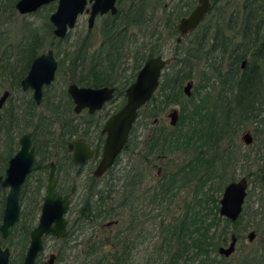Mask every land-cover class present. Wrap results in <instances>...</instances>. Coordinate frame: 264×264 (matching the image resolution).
<instances>
[{
    "label": "trees",
    "instance_id": "1",
    "mask_svg": "<svg viewBox=\"0 0 264 264\" xmlns=\"http://www.w3.org/2000/svg\"><path fill=\"white\" fill-rule=\"evenodd\" d=\"M15 1L0 0V16L7 10L14 13ZM234 1H220L222 5L217 10L220 13L226 10V15L221 14V25L229 23L239 26L240 34L244 39L247 38V43L256 46L257 42L263 41L264 44V0H237L236 4ZM166 2L167 0H118L119 12L106 16L100 23L98 42L93 50L90 43L95 41L93 38L95 33L85 30L83 33H76L71 39L70 33L63 38H57L52 34L47 19L41 24L24 22L20 36L14 41L20 43L43 42L46 39L67 41L65 46L68 49L63 52V56L76 68L78 75L74 77L77 78L75 80L94 85L120 82L123 87L133 79L135 71L145 59L159 52L161 47L158 43L164 34L159 32L158 43H153L150 28L155 15L162 14L166 18L164 11ZM228 10L231 11L230 22L227 20ZM209 29L210 27H205L204 34ZM213 29L215 28L211 29L213 35L210 34L212 37ZM133 31H137V41L141 36L137 44L133 43L132 35L135 36ZM223 38L222 56L227 49L233 50L239 45L234 39L230 41L225 39L226 37ZM7 39L8 32L0 25V41ZM199 44L201 42L198 40L191 47H183L184 50L180 51L177 63L175 62L178 66L173 67L174 73L168 70L163 72L156 108L150 111V104L155 107L151 99L141 109L146 110L147 117H154L170 102L181 101L178 124L173 128L156 129L145 143L148 148L144 151L143 159L152 152L161 154L182 150L185 153L177 165L170 167L167 162L169 167L167 166L163 174L156 177V181L146 188V200L149 202L155 200L159 205L166 201L167 209L174 201V197H177L174 202L177 211L165 225L161 242L158 244V262L264 264V91L260 85L264 78H261L260 70L253 67L244 71L248 73L246 77L241 76L243 73H240L239 60L234 62L228 59L223 70L217 69L215 61H212L209 68L212 69L215 81L218 78L219 82L214 84L217 88L214 94H211L210 90H205L199 91L198 94L193 92L188 97L183 96L181 84L184 79L192 76L191 65L214 55V43H210V46ZM230 46L232 47L229 48ZM16 47L13 57L18 59L13 65H10L9 61L0 60V72L5 73L9 69L15 84L18 83L19 76L24 72L29 59L41 48L39 45L23 44ZM260 51L262 52L259 56L264 57V46ZM131 53L134 64L130 67L133 71L119 79L117 72L123 67L121 62L126 61ZM6 54H1V57L6 58ZM128 66V64L124 66L125 69ZM206 74L204 70L199 74L202 80L201 88L206 87L209 80ZM127 76L130 78L125 79ZM52 114L58 118L54 120L50 117L51 125L53 122L58 123L59 115H62L57 111ZM17 117L15 116L14 120L15 127L18 125ZM248 124L253 126L254 140L243 147L238 134ZM48 135V138H51L49 141H52L56 134L50 132ZM146 166L151 170L150 163ZM239 166L246 170L245 174L251 185L248 187L242 212L236 220H230L219 213V192L222 193L224 185L229 180L236 178L235 171ZM142 175L144 179L146 175L144 173ZM114 183L113 181L107 183L109 192L100 193L99 199L94 200L118 202V197H111ZM42 184L43 180L39 174L30 191L26 185L23 187L20 193L21 201H25L22 216L27 212V200L28 204H31V215L35 214L42 197L40 191ZM188 186L191 189L189 198L185 194H180V191H185ZM87 200L91 201L90 198ZM247 227L255 230V239L238 247V241L243 237L241 231ZM232 232L237 234L238 241L235 252L227 257L218 252V247L227 242ZM116 238L118 241V236ZM130 242L134 243V240ZM109 257L89 256L86 264H128V256H123L119 252L111 256L112 260Z\"/></svg>",
    "mask_w": 264,
    "mask_h": 264
},
{
    "label": "flooded vegetation",
    "instance_id": "2",
    "mask_svg": "<svg viewBox=\"0 0 264 264\" xmlns=\"http://www.w3.org/2000/svg\"><path fill=\"white\" fill-rule=\"evenodd\" d=\"M17 1L18 0L14 2V13H11L10 11L8 12L7 10L0 16V25L4 30L9 32L8 28L4 26V23L11 19L15 12L26 16L45 10L42 22L35 23V21L26 17L23 18L24 22L41 24L47 19L51 25L52 34L57 38H63L54 34V24L49 18L50 14L56 10L58 0H50L29 12H20L16 7ZM198 1L199 0H167L164 8V11H166V18H164L162 14H159L155 15L152 19L150 28L153 33L151 38L152 42L158 43L159 32L164 34L163 39L158 43L161 48L159 52L154 55L161 54L164 57L170 58V62L162 69L160 83L157 89L147 101L149 102L152 99L155 107L157 106L159 95V93L156 94V92L158 89V92H160L159 86L161 84L163 72L168 70L169 72L172 71V73H174L175 71H173V67L178 66L176 61L178 60L180 51L184 50L183 47H191L192 44L196 43L198 40L201 42L199 45L203 46H210V43H214V55H210L211 57L207 58V60L203 58L200 62H194V64L191 65L192 74L194 66L198 63L204 62V65H209L210 62L215 61L214 64L217 69L223 70L225 69L228 59H231L234 62L239 60L240 73H243L241 76L246 77L248 73L244 71L251 70L253 67V69L260 70L261 78H264V57L259 56L262 52L260 51V48L264 46L263 41L257 42L256 46H254V44L247 43V38L244 39L243 36H241L239 26H234L229 23L221 25V14L226 15V10L223 11L224 13H220V11L217 10L222 5L220 2L221 0H210L208 11L195 27L187 29L183 33L179 30L178 24L180 20L189 15ZM223 1L224 0H222V2ZM236 1L237 0L233 3L236 4ZM92 2L93 0H87L83 11L78 14L74 25L75 27L81 16L85 15L87 17L86 30L95 33L93 35L95 41L90 43L91 50L97 45V35L99 34L98 27L100 23L106 18V16L115 15L119 12L118 0H115L116 10L112 11L111 9H108L103 13H96L93 24L89 27V16ZM230 12L231 11L227 14V20H229V22L232 20V17L229 16ZM213 22L215 25H213ZM207 26L210 27V29L204 34V29ZM212 27L215 28L213 29V37V34L211 33ZM73 28H68L67 33H70ZM136 32L137 31H133L135 36L132 35L134 38V44H137V42L139 43L141 39V36H139L138 41L136 40L138 38ZM210 34L212 35L210 36ZM223 37H226L225 39H229L230 41H233L234 39L239 45L233 50L227 49L225 55L222 56L221 45L222 39H224ZM63 42L65 41L49 40V43L46 45L45 40L43 42L35 43H20L19 41L10 42L8 40L0 41V60H4L5 62L9 61L8 63H10V65H13V62H16L18 59L17 57H13L15 54L14 49L17 48L16 46L23 44L26 46L39 45L41 47L32 58L29 59L24 72L19 76L18 83H14L13 74L9 69H7L5 73L0 72V85H2V90L0 89V100L3 97L0 106V225L3 222L6 195L9 190V187L2 185L1 182L6 176V170L9 166L10 159L20 148L19 138L24 133L30 134L31 146L34 147V160L32 169L27 173L20 193L25 185L30 191L35 185L36 177L39 174L40 178L43 180L40 190L42 192V197L35 214L31 215V204L29 205L27 200V212L25 216H22L25 201H21L19 195L20 215L18 219L7 227L6 234L0 229V248L8 250L6 264H25V259L31 245L32 231L40 222L41 208L46 194L51 162L54 163V174L56 176L54 188L55 196H61L63 198L65 195H68V204L63 213V216L66 219V233L64 235H57L52 231L43 232L41 235L42 248L34 255L32 264H69L68 257H71L72 250H75L76 253L79 251L84 253L82 255L83 259L79 261L78 264H86L88 257L91 255L112 256L119 252L121 255L129 257L133 248L138 243V240H142V238L145 237L146 233L144 230H146V227L144 222L146 221L147 216H144L147 214V205H159L155 200L151 202H149L148 199L146 200V188L153 184V181L151 184H148L146 179L148 176L152 175L154 176L153 180L155 182V178L162 175L164 170L167 169V162L170 167L173 166L171 155L174 153L164 152L159 154L157 152H152L144 159L143 157L144 151L148 148L145 145L147 138L158 128H173L176 126L178 124L180 110L175 107L178 110L176 124L170 122L171 117L168 115L173 107L167 112L169 125L160 123L159 115H155L152 121L155 124L144 139L138 142V135L135 132V124L141 109L147 104L146 102L139 108L137 118L134 120L129 130L127 141L115 156L113 163L102 171V173H95V169L98 167L103 157L104 146L108 134V132L104 130V123L125 103L127 86L135 79L137 72L144 61L151 56L142 62L141 66L135 71L133 79L127 85H123V87L120 82L100 85L84 84L75 80L77 78L74 77L77 76L78 73L76 72V68L72 67L71 62L63 56V52L68 49L67 46H65L67 44L63 45ZM166 47L170 50L171 56L165 55L164 52ZM231 47L232 46L229 48ZM50 49L52 50V54L57 64L50 81L41 83V92L39 98H37L35 95L36 87L33 85H27L24 87L22 80L27 76L31 69L33 60L40 54L47 53ZM4 53H7L6 58H3V56L1 57V54ZM132 60L131 53L126 61L121 62L123 67L117 72L119 79L127 74H131L133 70L130 65L134 64ZM127 64L129 66L125 69L124 66ZM58 75L62 76L61 81H58ZM206 75L208 76V74ZM191 77L184 79V81L186 80V83L188 81L192 82L189 94L184 90L186 83L184 85L181 84V90L185 97L191 96L194 92L192 89L193 80ZM129 78L130 76H127L125 79ZM71 83H75L77 86H90L95 88L112 86L114 87V90L112 96L103 101L99 107L90 110L89 106L86 105L81 107V109L76 110V103L68 91V87ZM218 83L217 78V84ZM260 85L263 87L264 91V79ZM116 99L120 100L117 102ZM115 101L116 104L107 110V105ZM55 111L60 112L62 115H59L58 123L54 124L53 122L51 125L50 117H53L52 113ZM15 116H18V125L16 127L14 124ZM56 118L58 117H53L54 120ZM66 120H68L69 123L66 122ZM48 122L50 124H48ZM157 122L158 124H156ZM50 132L56 134L52 138V141H49L51 138H48V133ZM71 141L76 142L70 148L69 144ZM139 143H141L140 148H138ZM75 158L78 160H75ZM120 162H122V164H120L118 170L119 173H116V166ZM149 163L151 170L146 166ZM155 166L158 167V170L155 173H152ZM143 173L146 175L144 179L142 175ZM112 176L113 178H111ZM81 177H86L83 184L78 181ZM117 180H119V182ZM111 181L115 182V186L113 187L116 189L112 190L111 197H118V202L115 200H94L99 199L100 193L109 192V190H107L109 187L107 183ZM143 181L145 182L144 185L142 184ZM79 189L82 190V196L81 198H75V194ZM88 198H90L91 201L87 200ZM162 205L163 203L160 204V206ZM166 209L165 206V210ZM143 213L145 214L144 216ZM95 220H102L100 226L96 228L103 232L105 231L104 235H101L102 238L98 240H93L90 236L88 239L90 240L88 245L81 246L82 237L80 238V235L84 232L87 225L90 226V223ZM104 220L106 221L103 222ZM161 221L164 222V219H161ZM168 222L163 223V231ZM52 224H54V222H52ZM117 236L118 241H116ZM132 239L134 240V243L130 242ZM51 240L55 242L53 249L48 248L49 241ZM106 242L110 246V249L103 248L100 250L101 252L98 253V248L104 246L103 244ZM227 242L224 244H227ZM75 264H77V262Z\"/></svg>",
    "mask_w": 264,
    "mask_h": 264
},
{
    "label": "water",
    "instance_id": "3",
    "mask_svg": "<svg viewBox=\"0 0 264 264\" xmlns=\"http://www.w3.org/2000/svg\"><path fill=\"white\" fill-rule=\"evenodd\" d=\"M50 0H18L16 7L20 12H29L38 8L41 4ZM87 0H58L56 10L50 14V20L54 24L53 32L56 36L64 37L68 28H73L80 12L83 11ZM210 7V0H199L188 16L183 17L179 24V30L183 33L187 29L195 27L204 17ZM111 9L116 10L115 0H93L89 16V27L93 24L96 13H103ZM170 62V58L157 54L149 57L142 64L137 72L135 79L126 88V101L115 113H113L104 123V130L108 132L104 146L103 157L95 169L96 174L102 173L110 166L117 153L121 150L127 141L129 130L132 123L137 118L138 110L151 97L157 89L163 67ZM56 60L52 50L37 56L32 63L31 69L27 76L22 80L24 87L33 85L36 87L35 95L39 98L40 85L42 82H48L53 77L56 67ZM192 82L188 81L184 90L189 94ZM114 87H90L77 86L71 83L68 91L76 103L75 109L79 110L83 106H89L92 110L99 107L103 101L112 96ZM3 97L0 100L2 104ZM168 115L171 117L170 122L176 124L178 117L177 108L173 107ZM241 139L245 144L253 142V135L250 130L246 129L241 133ZM76 141H71V146ZM20 148L9 161L6 170V176L2 179V185L8 186L9 190L6 195V204L3 213V222L0 229L4 234L7 233V227L16 221L20 215L19 195L22 184L25 181L27 173L32 169L34 160V147L31 146L30 134L24 133L19 138ZM90 153V152H88ZM75 160H78L75 158ZM1 179V176H0ZM54 163L51 162V169L48 174V182L45 198L41 208L40 222L32 231L31 245L25 259V264H32L34 255L42 248L41 235L43 232L52 231L57 235L66 233V219L63 213L68 204V195L63 198L55 196ZM249 180L246 175L229 180L222 190L219 198V213L230 220H236L243 210L245 199L248 194ZM54 222V224H52ZM256 235L255 230H249L247 238L251 242ZM238 236L232 232L227 244L218 247V252L224 256H231L235 250ZM8 250L0 248V264H6Z\"/></svg>",
    "mask_w": 264,
    "mask_h": 264
},
{
    "label": "rangeland",
    "instance_id": "4",
    "mask_svg": "<svg viewBox=\"0 0 264 264\" xmlns=\"http://www.w3.org/2000/svg\"><path fill=\"white\" fill-rule=\"evenodd\" d=\"M45 10H41L39 13H35V14H30V15H26L23 16L22 14H19L18 12H15V14L11 17V19H9L8 21H6L4 23V26L6 28H8V41L10 42H15L13 40H15L16 37L20 36L21 34V29H22V23L24 22V17L35 21V23H40L43 21L44 17H43V13ZM87 29V17L85 15L81 16L78 20V23L76 24V26L71 29L70 34H72V36L70 37V39L73 37V35H75L78 32H84ZM50 39H46L45 40V44L47 45L49 43ZM68 42L65 41L62 44L65 45ZM165 55L166 56H171L170 50L166 47L165 48ZM205 63H198L197 65L194 66L193 68V74L191 79L193 80V91L197 92L196 94H198L199 91L201 92H205V90H210L209 92H211V94H214L215 92V88L214 86L217 84V81H215L214 75L212 74V70L211 68H208L209 65H204ZM167 69V68H166ZM206 71V73L209 76V80L207 81V85L204 88L200 87V83L202 82L201 78H200V73L202 71ZM62 76L58 75V81H61ZM186 83V80L183 81L182 85H184ZM215 84V85H214ZM160 87V86H159ZM0 89L2 90V85H0ZM197 90V91H196ZM159 91V89H158ZM156 92L160 93V92ZM206 91V92H207ZM160 97V95H158V98ZM117 102L120 99H116ZM114 104H116L115 102H111L109 105H107V110H109L110 108H112L114 106ZM150 111H152L153 109H155L156 107H152L151 104L149 105ZM171 107H177L180 110L181 107V101H175V102H170L162 111L158 112V117H159V121L160 123L163 124H167L169 125V117H167V112L170 110ZM153 108V109H152ZM145 109L141 110V112L139 113V116L137 118V122L135 124V132L137 133V140L138 142L142 139H144V137L149 133V131L151 130V128L153 127V125L155 123H153V117H147L145 115ZM158 124V122L156 123ZM252 125L248 124L246 126H244L243 129L240 130L238 136H239V140L242 142L243 147L247 144H245L242 139H241V133L243 131H245L246 129H250L251 132L253 133V129H252ZM141 143H139L138 148H140ZM185 153L182 152L181 150L175 152L174 154H172V159H173V166H175V164L179 163L183 158H184ZM176 162V163H175ZM120 164H122V162H120L119 164H117V168L115 169L116 173H119V167ZM247 165V164H245ZM158 170V167L155 166V168H153L152 173H155ZM246 170H243L240 166L237 167L236 171H235V175L236 178L240 177L242 175H246L245 172ZM154 176H148V178L146 179V181L148 182V184H151L152 181L154 183ZM84 180H86V177H81L80 179H78L79 182H82V184L84 183ZM119 182V180H117ZM118 184V183H117ZM251 185V183H249V186ZM180 194H185L186 197H190L191 195V189L188 187H186L185 191L181 190ZM221 191L219 192V195L221 197ZM82 196V190L79 189L78 192L75 194V198H81ZM177 197H174V201H172L169 204V209L165 210V205L167 204V202H163V205H147V214L144 216H147L146 221L144 222L146 230H144L145 237L141 240H138V243L136 244V246L133 248L131 255L128 257L127 262L128 264H159L158 262V254H157V248H158V244L161 242V238L163 236V226L162 224L164 222H168L169 220H171L172 218V214L175 213V211H177V206L174 205V202L176 200ZM256 205V202H255ZM163 207V208H162ZM167 207V206H166ZM161 219H164V222L161 221ZM107 220V219H106ZM106 220H104L103 222H105ZM102 222V220H95L94 222L90 223V226L87 225V227L85 228L84 232L80 235L81 239V246L84 245H88L89 241V237L91 236L93 240H98L100 238H102L101 235H104V232L100 229H97L98 226H100V223ZM97 227V228H96ZM242 228V227H241ZM242 230V229H241ZM249 230H252L251 227H247L246 229L242 230L241 233H243V237L239 239L238 241V247L242 246L244 243H249L250 241L247 238V233L249 232ZM254 230V229H253ZM101 236V237H100ZM256 236V235H255ZM230 237L228 238L227 241H229ZM255 239V238H254ZM83 240V241H82ZM79 242V241H78ZM228 243V242H227ZM54 244L55 242L53 240L49 241V245L48 248L53 249L54 248ZM104 246H100V248H98V253L101 252V249H110V246L106 243L103 244ZM106 251V250H104ZM71 257H68L69 260V264H75L77 262V264L79 263V261H81L83 259V254L81 253V251H79L78 253L75 252V250H72L71 253ZM77 255V256H76ZM92 257V256H90ZM110 260H112V257H109ZM89 260V259H88Z\"/></svg>",
    "mask_w": 264,
    "mask_h": 264
}]
</instances>
